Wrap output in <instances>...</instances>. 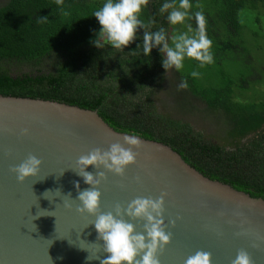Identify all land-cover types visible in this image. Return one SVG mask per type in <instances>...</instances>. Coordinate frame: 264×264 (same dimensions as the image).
Wrapping results in <instances>:
<instances>
[{
    "label": "trees",
    "instance_id": "1",
    "mask_svg": "<svg viewBox=\"0 0 264 264\" xmlns=\"http://www.w3.org/2000/svg\"><path fill=\"white\" fill-rule=\"evenodd\" d=\"M165 2L171 0H149L140 18L150 24L147 31L164 28L170 37L176 26L159 11ZM190 2L193 18L184 25L195 29L194 13L203 11L214 61L245 60L248 38L256 37V32L245 34L244 29L251 23L263 25L264 0ZM103 3L0 1V92L54 97L96 109L111 127L168 144L205 176L264 199V97L256 101L234 97L244 76L238 79L222 71L217 81L203 80L173 67V89L182 104L192 109L191 100H198L206 114L223 119L229 140L206 138L189 121L157 104L164 56L160 46L150 56L143 53V27L124 49L96 46L102 26L94 12ZM188 64L196 67L199 62L188 58ZM185 78L188 87L179 89Z\"/></svg>",
    "mask_w": 264,
    "mask_h": 264
},
{
    "label": "water",
    "instance_id": "2",
    "mask_svg": "<svg viewBox=\"0 0 264 264\" xmlns=\"http://www.w3.org/2000/svg\"><path fill=\"white\" fill-rule=\"evenodd\" d=\"M124 135L142 144L133 148L140 155L123 176L103 166L86 169L107 174L98 186L101 212L167 192L163 218L172 239L159 254L161 264H185L200 250L212 254V264H232L240 249L254 264H264L262 197L205 176L168 144L111 127L96 109L5 92H0V264H100L109 255L97 250L104 242L97 239L96 215L77 211L79 192L92 188L77 174V161L94 148L124 144ZM29 155L42 164L37 175L21 182L11 169ZM123 218L146 235V220Z\"/></svg>",
    "mask_w": 264,
    "mask_h": 264
},
{
    "label": "clouds",
    "instance_id": "3",
    "mask_svg": "<svg viewBox=\"0 0 264 264\" xmlns=\"http://www.w3.org/2000/svg\"><path fill=\"white\" fill-rule=\"evenodd\" d=\"M64 0H56L58 6H62ZM149 0H105V2L94 12L98 18L101 30L95 44L103 48L105 44L114 49H124L130 42L136 39L137 30L141 27L145 29L143 36V53L150 56L154 47L160 46V51L164 56L163 67L165 69L175 68L178 72H183L186 58L199 62V67L203 68L214 63V55L211 51L213 41L208 37L206 31V17L202 10L194 13L197 27L193 29L190 25L186 31L176 29L169 37L164 28L158 31H147L149 23H145L140 17L144 8L148 6ZM195 7L201 8L199 4ZM193 4L190 0H171L165 2L160 7L161 14L167 13V20L170 25H184L187 20L193 18L191 9ZM43 19H47L44 17ZM193 78H198L200 73L192 71ZM188 87L185 78L179 85V89ZM24 134L28 129L23 130ZM125 147L120 142L110 145L105 150L94 148L88 154L79 157L77 164L85 183L92 185V188L79 192L77 199L81 204L77 211L96 215L94 222L98 231V240H103L102 245L97 246L109 255L100 259V264H161L159 254L171 242L172 233L166 231L167 225L164 220L165 196L164 192L159 198L137 197L132 200L127 208L120 203H116L114 212L103 213L100 211L102 193L98 186L102 180L107 179L105 171H99L96 175L86 171L89 165H95L97 169L101 166L108 171L123 176L127 166L137 162L140 153L133 150L139 148L141 140L133 135H124ZM42 160L36 155H29L21 164L13 166L11 171L17 174L19 181L23 182L29 176L38 174ZM139 180L140 178L137 177ZM79 190L80 184L76 182ZM71 196V194H68ZM71 207V205H68ZM125 214L132 219H144V230L136 231V226L126 221ZM240 213H238L239 215ZM38 216V215H37ZM173 220L172 224L175 225ZM89 260L94 259L88 256ZM185 264H212V254L203 250L197 251L189 256ZM232 264H254L251 255L245 249H240Z\"/></svg>",
    "mask_w": 264,
    "mask_h": 264
},
{
    "label": "rangeland",
    "instance_id": "4",
    "mask_svg": "<svg viewBox=\"0 0 264 264\" xmlns=\"http://www.w3.org/2000/svg\"><path fill=\"white\" fill-rule=\"evenodd\" d=\"M99 1L105 2V0ZM262 23L263 25L258 27L251 23V28L246 27L244 29L245 34L256 32V37L251 34L248 38L247 50L242 57L245 60L238 58V61L235 62L229 60L215 61L207 69L206 66L201 68L199 65L191 67L188 64V58H186L182 73L190 75L195 70L200 73L203 80L211 81L215 79L217 81L222 71L238 79H242L244 76V84L240 85L241 88H238L239 92L234 93V97L244 101H256L258 97H264V19ZM187 27L188 25H177L174 27V31L176 29L185 31ZM175 82L173 68L165 69L159 86H157V96L160 97L157 104L167 108L171 114H176L189 121L193 129L199 131L206 138H212L219 143H226L229 138L225 133L222 117L218 118L219 115L206 114L203 111L205 105L198 100H191L192 109L186 103L183 105L181 96L173 89Z\"/></svg>",
    "mask_w": 264,
    "mask_h": 264
}]
</instances>
